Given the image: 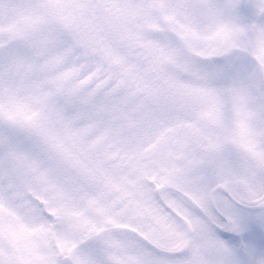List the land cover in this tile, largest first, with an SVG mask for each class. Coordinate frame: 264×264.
<instances>
[{
    "label": "snow or ice",
    "instance_id": "6c2138e0",
    "mask_svg": "<svg viewBox=\"0 0 264 264\" xmlns=\"http://www.w3.org/2000/svg\"><path fill=\"white\" fill-rule=\"evenodd\" d=\"M0 264H264V0H0Z\"/></svg>",
    "mask_w": 264,
    "mask_h": 264
}]
</instances>
